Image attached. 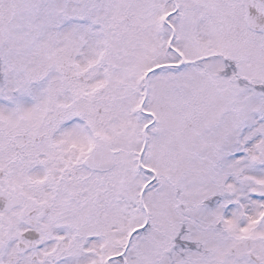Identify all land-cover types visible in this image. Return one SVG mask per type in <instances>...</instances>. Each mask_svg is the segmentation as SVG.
I'll use <instances>...</instances> for the list:
<instances>
[{
    "label": "snow or ice",
    "instance_id": "obj_1",
    "mask_svg": "<svg viewBox=\"0 0 264 264\" xmlns=\"http://www.w3.org/2000/svg\"><path fill=\"white\" fill-rule=\"evenodd\" d=\"M0 264H264V0H0Z\"/></svg>",
    "mask_w": 264,
    "mask_h": 264
}]
</instances>
